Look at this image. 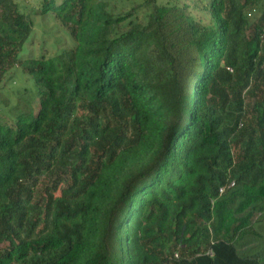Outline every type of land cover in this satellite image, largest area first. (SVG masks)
Here are the masks:
<instances>
[{
	"label": "trees",
	"instance_id": "trees-1",
	"mask_svg": "<svg viewBox=\"0 0 264 264\" xmlns=\"http://www.w3.org/2000/svg\"><path fill=\"white\" fill-rule=\"evenodd\" d=\"M192 1L0 0V264H264V0Z\"/></svg>",
	"mask_w": 264,
	"mask_h": 264
},
{
	"label": "rangeland",
	"instance_id": "rangeland-1",
	"mask_svg": "<svg viewBox=\"0 0 264 264\" xmlns=\"http://www.w3.org/2000/svg\"><path fill=\"white\" fill-rule=\"evenodd\" d=\"M22 11L31 14L36 11L39 4V0H15ZM113 1V7L118 11L123 9L122 0H111ZM166 2L168 0H161ZM172 1V0H169ZM186 1L194 6L192 0H176ZM203 2H199V5L191 8V11L197 15L200 14V8ZM125 8V7H124ZM34 31L28 40L25 48L21 55H34L38 56L43 51L54 53L59 48L69 44L71 42L68 31L61 27L57 21H55L50 15L44 17H35ZM33 81L29 80L28 77L20 72L19 68H12L8 73L6 79L0 83V100L7 99L12 104L15 103V97L21 95L23 92L29 94L33 93Z\"/></svg>",
	"mask_w": 264,
	"mask_h": 264
},
{
	"label": "built area",
	"instance_id": "built-area-1",
	"mask_svg": "<svg viewBox=\"0 0 264 264\" xmlns=\"http://www.w3.org/2000/svg\"><path fill=\"white\" fill-rule=\"evenodd\" d=\"M234 185H235V181L234 180H231L230 183L227 185V187H233ZM227 187L226 186L220 187V189H219L220 194H222Z\"/></svg>",
	"mask_w": 264,
	"mask_h": 264
}]
</instances>
